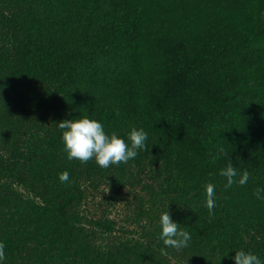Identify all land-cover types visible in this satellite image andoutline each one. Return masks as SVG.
<instances>
[{
	"label": "trees",
	"instance_id": "obj_1",
	"mask_svg": "<svg viewBox=\"0 0 264 264\" xmlns=\"http://www.w3.org/2000/svg\"><path fill=\"white\" fill-rule=\"evenodd\" d=\"M263 13L264 0H0L5 264H160L158 225L150 246L102 249L78 212L81 180L146 165L196 263L234 264L239 249L264 260L253 194L264 188ZM85 115L126 141L143 128L148 150L107 169L69 160L58 123ZM229 161L250 173L246 185L225 189Z\"/></svg>",
	"mask_w": 264,
	"mask_h": 264
},
{
	"label": "rangeland",
	"instance_id": "obj_2",
	"mask_svg": "<svg viewBox=\"0 0 264 264\" xmlns=\"http://www.w3.org/2000/svg\"><path fill=\"white\" fill-rule=\"evenodd\" d=\"M262 18L264 23V13ZM157 174L156 166L146 165L141 171L127 166L120 176L113 170L105 178L81 180L85 197L78 212L95 245L102 249L152 245L156 240L152 233L166 207L159 195ZM168 251L167 256L159 254L160 264H201L182 250Z\"/></svg>",
	"mask_w": 264,
	"mask_h": 264
},
{
	"label": "clouds",
	"instance_id": "obj_3",
	"mask_svg": "<svg viewBox=\"0 0 264 264\" xmlns=\"http://www.w3.org/2000/svg\"><path fill=\"white\" fill-rule=\"evenodd\" d=\"M61 129V142L64 152L69 160H78L87 163L90 160L101 168L107 169L112 165L127 164L134 160L139 152L148 150L146 145L147 133L143 128L133 127L127 133V141L113 132L108 134L104 130V125L96 119H91L87 115L78 119L62 120L58 123ZM220 154L224 149L219 150ZM219 156L213 158L218 159ZM225 178V189L231 188L234 184L244 186L248 183L250 173L245 169L241 172L232 166L229 161L219 173ZM61 182H70V173L65 170L59 174ZM254 196L258 200H264V188H257ZM216 206V186L212 183L205 185V207L209 211L210 217ZM160 231L157 239L162 241L163 247L160 254L168 255V249L180 251L190 246L192 234L178 223L174 222L168 212L163 211L158 220ZM234 264H264V260L259 255L251 251L239 249L232 257ZM5 244L0 241V264H5Z\"/></svg>",
	"mask_w": 264,
	"mask_h": 264
}]
</instances>
